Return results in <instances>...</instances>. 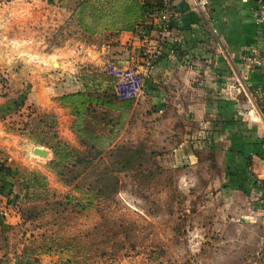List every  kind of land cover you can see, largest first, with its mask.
<instances>
[{"label":"rangeland","instance_id":"rangeland-1","mask_svg":"<svg viewBox=\"0 0 264 264\" xmlns=\"http://www.w3.org/2000/svg\"><path fill=\"white\" fill-rule=\"evenodd\" d=\"M29 1L0 0V264H264V127L207 124L201 95L121 99L122 31Z\"/></svg>","mask_w":264,"mask_h":264},{"label":"crops","instance_id":"crops-1","mask_svg":"<svg viewBox=\"0 0 264 264\" xmlns=\"http://www.w3.org/2000/svg\"><path fill=\"white\" fill-rule=\"evenodd\" d=\"M40 1L30 0L27 4L39 6ZM210 4L217 35L203 28L196 15L186 11L182 30L184 40L179 49L165 50L146 80V94L142 99L155 97L161 91L171 97L170 101L173 96L201 95L191 106L206 116L207 124L217 121L227 129L243 128L244 133L254 129L256 136H260L259 129L264 127V99L260 97L264 95V73L245 67L241 61L242 52L258 37L252 16L254 0H210ZM178 6L185 9L182 2H178ZM23 10L29 12L27 7ZM136 31L121 32L120 44L113 52L122 53L111 54L107 61L121 67L128 65L129 50L125 44L132 38L128 45L133 49L137 46ZM72 55L68 51V58L59 60L62 67L75 64L77 60ZM38 56L43 58L42 54H36Z\"/></svg>","mask_w":264,"mask_h":264},{"label":"built area","instance_id":"built-area-1","mask_svg":"<svg viewBox=\"0 0 264 264\" xmlns=\"http://www.w3.org/2000/svg\"><path fill=\"white\" fill-rule=\"evenodd\" d=\"M178 2H182L185 9L180 8ZM254 3L252 16L258 37L242 52L241 61L245 67L260 69L264 73V0H254ZM186 11L196 15L203 28L217 35L210 0H161L160 9L153 14L155 28L150 29L147 23L138 27V43L129 53L128 65L113 64L109 68V73L117 77L115 90L121 99L139 100L145 96L146 80L163 57L167 43L180 44L184 40L182 30Z\"/></svg>","mask_w":264,"mask_h":264},{"label":"trees","instance_id":"trees-1","mask_svg":"<svg viewBox=\"0 0 264 264\" xmlns=\"http://www.w3.org/2000/svg\"><path fill=\"white\" fill-rule=\"evenodd\" d=\"M160 7L161 0H94L93 2L88 0L82 3V7H80L79 10L82 9L84 14H91L99 17L105 16L106 23L104 26L106 29L129 31L136 30V26L144 24L146 20H151L146 26L150 27V29H154L153 14L157 12ZM86 26L88 25L86 24ZM179 45L180 44L169 42L165 50H167V48L173 50L179 49ZM108 74L115 82L117 81L115 75ZM2 171L8 174L11 173V169L8 167H5Z\"/></svg>","mask_w":264,"mask_h":264},{"label":"water","instance_id":"water-1","mask_svg":"<svg viewBox=\"0 0 264 264\" xmlns=\"http://www.w3.org/2000/svg\"><path fill=\"white\" fill-rule=\"evenodd\" d=\"M47 150H44V149H41V148H39V147H36L35 149H34V152L36 153V154H39V155H42V156H45L46 157V155L48 154V152H46Z\"/></svg>","mask_w":264,"mask_h":264},{"label":"bare ground","instance_id":"bare-ground-1","mask_svg":"<svg viewBox=\"0 0 264 264\" xmlns=\"http://www.w3.org/2000/svg\"><path fill=\"white\" fill-rule=\"evenodd\" d=\"M39 148H41V147H39ZM41 149H44V148H41ZM44 150H46V149H44ZM46 152H47V151H46ZM34 153H35V152H34ZM35 154H36V153H35ZM47 155H48V154H47ZM47 155H46V156H47ZM39 156H42V155H39ZM42 157H45V156H42Z\"/></svg>","mask_w":264,"mask_h":264}]
</instances>
